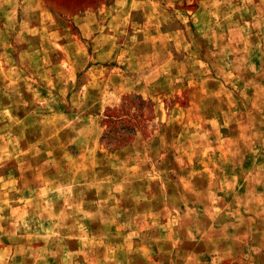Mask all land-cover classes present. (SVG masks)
Here are the masks:
<instances>
[{"label":"rangeland","instance_id":"1","mask_svg":"<svg viewBox=\"0 0 264 264\" xmlns=\"http://www.w3.org/2000/svg\"><path fill=\"white\" fill-rule=\"evenodd\" d=\"M9 1L0 184L7 177L10 204L24 206L10 236L25 257L2 250L0 264H264V54L253 51L264 44L255 23L264 0ZM87 12L97 18H76ZM217 18L247 19L257 32L235 40ZM215 30L227 38L215 40ZM151 31L157 44L166 32L189 38L171 39L176 71L144 96L121 88V69L135 52L140 66ZM203 33L204 92L181 82L198 68L192 46ZM217 40L240 41L228 47V73L217 66ZM116 119L132 132L106 145L100 137Z\"/></svg>","mask_w":264,"mask_h":264},{"label":"crops","instance_id":"2","mask_svg":"<svg viewBox=\"0 0 264 264\" xmlns=\"http://www.w3.org/2000/svg\"><path fill=\"white\" fill-rule=\"evenodd\" d=\"M12 2H10L9 0H0V18H12V9H13V5L11 4ZM198 10L196 11L195 15H199L198 17H202L203 10L205 12L204 8H197ZM76 18H97L95 16V14H93L92 12H87L84 16H78ZM206 18H198V23L200 21L205 20ZM253 19V18H252ZM148 20V18H140L139 22H136V26H140V27H144L145 26V21ZM258 20H260L261 22V28H264V18H255V22L256 24L258 23ZM157 21V20H156ZM194 21V20H193ZM196 22V21H194ZM243 22H247L244 21L243 18H217V20H215V26H217L218 24L222 26V24H228L227 28L225 29L226 32L230 33L232 38H235V40H240L242 37H246L249 38L251 37L250 35H255L257 31L254 30V28H252L251 30L249 28H246L243 25ZM82 25H86V20L81 21ZM249 24H252L251 21H249ZM151 28V27H148ZM246 28V29H245ZM246 30V31H245ZM136 31H139V29H137ZM155 31V29L153 30V32ZM230 31V32H229ZM151 31V33L149 35H147V37L149 39H147L148 43H146V50L142 53V56L140 57L139 60V65L137 66L135 65L132 60L135 59V55H128L124 57V61H123V67H122V71L125 74H129V75H125L126 79H123V82H121V88H123V90H127V91H134L140 95H144L145 94H149V92L145 93V90H147V86L150 85V83H152L153 81H157L160 80V78L162 77V74L165 72L166 74H174V71H176V69L174 68L173 64H167V61L169 59H171V57L175 56V47H172L171 45H173V43H170L171 39H174L175 37L179 38L181 37L182 40L189 38V36L184 33L181 32V36H175V34H171L170 32H166L167 34V42H163V43H158L154 42L155 39L154 37H158V33H153ZM169 33V34H168ZM252 35V36H253ZM227 35L225 34L224 30H222V33H219L217 30H215L213 32V37L214 39H223V38H227ZM242 36V37H241ZM206 37L207 34L203 33V34H197L196 39L199 41V47L197 46V48H195V46H192L195 50H197L198 52V59H197V65L198 68L195 71L192 70H188L186 79H182V83H184V81H187L188 78L189 81L191 82V85L194 86V88H197L198 90H202L203 92L206 91L207 89V82L205 79H207L206 75H205V71L203 69V66H206L207 64V60L205 58H202L200 56H203V54L201 52H205L206 50V46H200V41H206ZM231 38V39H232ZM264 39V37H263ZM264 42V41H263ZM239 42H237L236 44H234L233 42L231 43V45L228 46V43L226 42H221L219 40H217V43L214 41V53L217 54V58L215 57L216 61H220L219 65L220 68H223V66H226V62H228V60H230L227 55H231V50H229L230 48H237L239 49ZM234 44V45H232ZM230 47V48H228ZM250 48V46H249ZM264 44H260L257 43L255 46H253V51H258L256 53H261L262 55L264 54ZM257 49V50H256ZM160 51L161 52V56L165 57V60L163 61L162 59H159L156 57L154 58V52L155 51ZM239 51V50H238ZM163 52V53H162ZM200 54V55H199ZM221 71V70H220ZM223 71L225 73H228L229 68L225 69L223 68ZM130 72V73H129ZM134 73V74H132ZM211 74H214L213 70H210ZM130 74L131 77H130ZM176 76L178 75H182L179 74V72L177 74H175ZM163 81H161L162 83ZM189 83V82H188ZM159 83H155V86H157ZM190 84V83H189ZM232 86V85H231ZM230 86V87H231ZM235 88H231L230 90L232 91L231 94H233V96H235L236 101H239L241 103H243V100L240 99V97L237 95V92H234L236 90H233ZM203 97V96H202ZM169 115H166V118H169ZM217 115V113H216ZM177 116V115H175ZM196 147H192L190 148L192 152H195L198 150V147L200 145L199 143L194 144ZM196 149V150H195ZM6 180L3 181V184H0V253L2 250H8V254H10V252H12L11 257L12 258H24L25 256L22 253L16 252L15 254V247L19 246L20 243L19 241H17L16 239H14L12 236V230L15 229V226L18 225V223H20L22 226L24 224L25 221H23L24 219H21V217H23L24 213V206L22 205H13L10 204V201H12L13 199V194L9 193V189L7 191H3V187H6V185L8 183H11L10 181L7 180V177L5 178ZM10 213L8 214V217L6 216V213ZM7 217V218H4ZM4 219V220H2ZM19 220V221H18ZM23 221V222H22ZM29 247L30 246V241L29 240H25L23 242H21V246L24 247ZM22 254V256H21ZM4 255V254H1ZM0 255V258L2 257Z\"/></svg>","mask_w":264,"mask_h":264},{"label":"trees","instance_id":"3","mask_svg":"<svg viewBox=\"0 0 264 264\" xmlns=\"http://www.w3.org/2000/svg\"><path fill=\"white\" fill-rule=\"evenodd\" d=\"M139 98V97H138ZM115 126H109L105 132L102 133L100 139L101 141H106V145H110L111 142L120 144L123 142L127 136V133H131L132 129L130 126L123 124L119 119L111 121ZM125 133V134H122ZM115 134V136H114Z\"/></svg>","mask_w":264,"mask_h":264}]
</instances>
